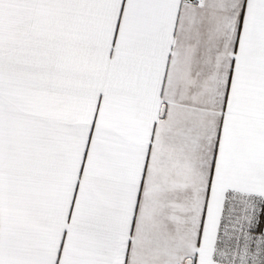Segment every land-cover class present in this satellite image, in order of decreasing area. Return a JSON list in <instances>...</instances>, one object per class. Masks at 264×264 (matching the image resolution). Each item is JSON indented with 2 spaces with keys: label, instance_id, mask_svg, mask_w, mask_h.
Segmentation results:
<instances>
[{
  "label": "snow or ice",
  "instance_id": "snow-or-ice-1",
  "mask_svg": "<svg viewBox=\"0 0 264 264\" xmlns=\"http://www.w3.org/2000/svg\"><path fill=\"white\" fill-rule=\"evenodd\" d=\"M0 264H264V0H0Z\"/></svg>",
  "mask_w": 264,
  "mask_h": 264
}]
</instances>
